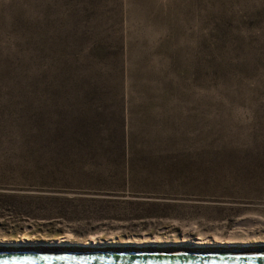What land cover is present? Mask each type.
<instances>
[{"label": "rangeland", "instance_id": "obj_1", "mask_svg": "<svg viewBox=\"0 0 264 264\" xmlns=\"http://www.w3.org/2000/svg\"><path fill=\"white\" fill-rule=\"evenodd\" d=\"M53 243L264 248V0H0V252Z\"/></svg>", "mask_w": 264, "mask_h": 264}, {"label": "water", "instance_id": "obj_2", "mask_svg": "<svg viewBox=\"0 0 264 264\" xmlns=\"http://www.w3.org/2000/svg\"><path fill=\"white\" fill-rule=\"evenodd\" d=\"M72 247V248H92L84 244H49L43 247ZM122 247L123 245H119ZM4 247V246H1ZM39 249V248H38ZM53 251L54 250H49ZM0 264H264V258L235 259L222 257H199V258H165L136 256H113V257H74L70 255H58L51 253L18 252L11 254H0Z\"/></svg>", "mask_w": 264, "mask_h": 264}, {"label": "bare ground", "instance_id": "obj_3", "mask_svg": "<svg viewBox=\"0 0 264 264\" xmlns=\"http://www.w3.org/2000/svg\"><path fill=\"white\" fill-rule=\"evenodd\" d=\"M185 244L187 243V241L184 242ZM56 245V244H55ZM66 245H68L66 243ZM92 246V248H72V247H43L44 249H40V247L34 248L32 250H21V249H15V250H4L3 252H0V254H11V253H18V252H33V253H51V255L54 254H58V255H70V256H74V257H91V256H99V257H113V256H120V257H125V256H136L137 258H141V257H154V258H158V259H165V258H199V257H224V258H235V259H249V258H264V255H262V253H264V248H258L254 249V250H248V249H244V250H240L238 252H226V253H215L210 251L209 249H206L204 246V244H198V248H193V249H186V246H183L182 248L184 250L180 251V250H174L173 249H169L168 251H164V250H156V251H150V252H141L138 248L139 245L137 244H103V246H108L109 248H111L110 246H116L115 249L111 250V249H105V248H101L97 245H95L94 243L91 244H87ZM119 245H123L122 247H120ZM102 246V245H100ZM178 246V245H176ZM195 245L192 244V247H194ZM39 248V249H38ZM166 248V247H164ZM26 249V248H25ZM49 250H54L53 251H49ZM2 251V250H1ZM183 252H187L189 255H186Z\"/></svg>", "mask_w": 264, "mask_h": 264}]
</instances>
